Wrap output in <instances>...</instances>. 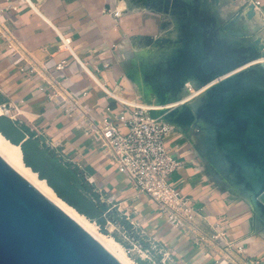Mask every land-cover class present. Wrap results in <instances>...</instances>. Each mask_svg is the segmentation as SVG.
I'll return each instance as SVG.
<instances>
[{"label": "crops", "instance_id": "1", "mask_svg": "<svg viewBox=\"0 0 264 264\" xmlns=\"http://www.w3.org/2000/svg\"><path fill=\"white\" fill-rule=\"evenodd\" d=\"M227 1L233 8L247 5L239 14L244 33L263 29L264 34V0ZM255 1L260 6L248 16V4ZM118 5L117 0H0V117L16 123L8 130L11 137L21 146L29 133L24 138L19 125L29 127L40 149L48 148L63 157L67 168L84 172L104 210L125 218L127 226L158 244L169 255L168 264H225L220 248L224 242L213 240L216 234L242 244L246 256L259 257L264 264V223L252 209L217 196L201 159L178 135L168 142L181 163L172 181L203 213L190 232L168 225L153 200L132 186L94 134L80 126L85 118L101 122L118 114L122 106L116 98L134 99L129 90L136 84L127 77L126 50L159 25L158 15L119 12ZM2 35L18 56H10ZM60 63L65 67L57 72ZM67 186L94 216L99 214L90 193L84 194L75 180Z\"/></svg>", "mask_w": 264, "mask_h": 264}, {"label": "rangeland", "instance_id": "2", "mask_svg": "<svg viewBox=\"0 0 264 264\" xmlns=\"http://www.w3.org/2000/svg\"><path fill=\"white\" fill-rule=\"evenodd\" d=\"M117 1L123 12L160 17L153 34L140 35L126 50L127 77L136 84L129 92L171 117L168 121L201 159L219 198L252 209L264 223V187H254L252 171L243 165L256 162L264 169L263 29L244 33L239 14L247 5L233 8L226 0ZM64 180L73 181V175L64 174ZM78 202L103 232L90 206ZM106 230L133 261L150 264L134 250L130 229L108 223Z\"/></svg>", "mask_w": 264, "mask_h": 264}, {"label": "built area", "instance_id": "3", "mask_svg": "<svg viewBox=\"0 0 264 264\" xmlns=\"http://www.w3.org/2000/svg\"><path fill=\"white\" fill-rule=\"evenodd\" d=\"M255 10L260 6V1L251 2ZM17 10V7H11ZM5 38L6 36L2 35ZM7 39L8 53L12 57L19 52ZM68 43V40H64ZM1 42V40H0ZM18 58L17 60H19ZM64 63L56 66L57 72L64 69ZM60 75L58 78H61ZM52 97V94H50ZM116 100L121 104L122 110L111 118H105L101 122H95L89 118L80 121V126L86 130V134L93 135L101 145L106 157L116 168L129 176L132 186L141 194L153 200L159 212V216L170 226L190 232L197 218L203 215L202 209L195 202L178 189L172 176L178 170L181 163L176 151L168 146L169 140L178 135L171 123L166 122L162 116H153L157 113L158 106L148 102H126ZM6 110V106L4 107ZM110 111V109H108ZM124 128V130H123ZM177 130V131H176ZM107 224H118L122 229H130L134 233V250L137 249L140 256L153 263L168 264L169 255L162 248L151 241L146 240L143 234L134 228H127L126 219L118 217L112 210L104 213ZM117 217V218H115ZM224 238V234H216L212 239H220L224 243L220 245L224 254L222 262L225 264H263L259 257H249L245 254L242 244ZM235 253L238 258L232 257Z\"/></svg>", "mask_w": 264, "mask_h": 264}, {"label": "water", "instance_id": "4", "mask_svg": "<svg viewBox=\"0 0 264 264\" xmlns=\"http://www.w3.org/2000/svg\"><path fill=\"white\" fill-rule=\"evenodd\" d=\"M248 7L254 16V4ZM157 114L170 123L163 110ZM0 264L121 263L0 155Z\"/></svg>", "mask_w": 264, "mask_h": 264}, {"label": "trees", "instance_id": "5", "mask_svg": "<svg viewBox=\"0 0 264 264\" xmlns=\"http://www.w3.org/2000/svg\"><path fill=\"white\" fill-rule=\"evenodd\" d=\"M14 124L16 125V123H14L10 118L6 116L0 117V133H2L13 144L20 145L18 142L15 141V139L11 137L8 131L14 129ZM18 129L22 131L24 138H26L27 134L29 133L28 140L21 145L23 152V160L26 166L32 168L34 172L38 173L40 179L46 180L49 186L52 187L57 193V195L66 203L74 207L80 214H83L88 218H92L91 215L87 212V210L78 202L80 200H76L73 193L69 191V188L67 186V180H64V174L71 173L79 189L84 194L89 195L90 193L91 203L94 205L95 208H97V210H99V214L96 215V217L99 220V224L104 228L103 233L106 234L107 219L104 217V213L108 209L104 210V207L101 206L99 197L93 195L92 186L86 181L85 173L80 171L78 168H67L66 166H68V163H62L63 157H59L48 148H45V150L40 149L38 145L40 144V142L37 140L38 137L25 124L19 125ZM47 163L54 165L59 171H57L56 168H49L47 166ZM127 228L130 227L127 226ZM137 263L144 264L141 261H138Z\"/></svg>", "mask_w": 264, "mask_h": 264}, {"label": "bare ground", "instance_id": "6", "mask_svg": "<svg viewBox=\"0 0 264 264\" xmlns=\"http://www.w3.org/2000/svg\"><path fill=\"white\" fill-rule=\"evenodd\" d=\"M116 8L119 12H122L120 8L118 7ZM164 106L165 104L163 105V107ZM164 108L168 109L167 106H165ZM1 112L2 110L0 109V113ZM0 155L4 158V160H6L8 164H10V166H12L22 177H24L29 183H31L37 190H39L43 195H45L49 200H51L55 205H57L61 210H63L66 214H68L71 218H73L95 240H97L104 248H106V250H108L121 264H139L133 261L128 256L127 254L128 252H126V249H124L123 245H121L113 237L101 232L96 223H94L85 215L80 214L74 207L70 206L63 199H61L54 191V189L49 186L46 180L40 179L38 173L34 172L32 168L26 166L23 160V152L21 146L13 144L2 133H0ZM238 155L240 156V153H238L237 156ZM240 158L241 157H239L238 159ZM241 159L243 161V157ZM246 165H249L247 167L248 169H250V171L255 170V168H257L258 171H260L258 172L259 173L258 176L255 177L256 180L255 183L253 184L254 187L258 191H260L264 187V169L260 167L256 162L254 163L248 162L246 163Z\"/></svg>", "mask_w": 264, "mask_h": 264}]
</instances>
